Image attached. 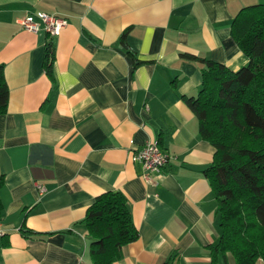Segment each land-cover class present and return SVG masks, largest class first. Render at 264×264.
I'll return each mask as SVG.
<instances>
[{
    "label": "crops",
    "instance_id": "0c3cea01",
    "mask_svg": "<svg viewBox=\"0 0 264 264\" xmlns=\"http://www.w3.org/2000/svg\"><path fill=\"white\" fill-rule=\"evenodd\" d=\"M258 3L264 0H0V65L10 88L0 114V264H94L83 219L108 190L127 196L140 232L114 264H211L208 246L221 227L203 171L216 147L185 100L200 91L204 65L182 54L241 68L248 60L232 21ZM41 10L68 18L58 37L18 22ZM126 29L138 60L121 44ZM50 40L56 83L44 68ZM149 140L171 155L152 182L131 158ZM24 218L37 234L24 235ZM227 261L237 264L232 252Z\"/></svg>",
    "mask_w": 264,
    "mask_h": 264
},
{
    "label": "trees",
    "instance_id": "16d2710c",
    "mask_svg": "<svg viewBox=\"0 0 264 264\" xmlns=\"http://www.w3.org/2000/svg\"><path fill=\"white\" fill-rule=\"evenodd\" d=\"M128 31L122 33L120 41L135 61L136 52L126 42ZM231 33L248 62L235 70L183 53L184 58L204 65L200 91L185 100L199 119L201 136L216 147L213 163L203 171L218 202L216 217L221 227L218 243L208 246L211 264L221 259L228 264V252L237 264H258L260 260L264 263V3L242 8L232 21ZM55 60L56 44L50 40L45 47L44 68L53 83L57 81ZM9 99L10 88L1 64L0 114L7 112ZM4 182L1 176L0 189ZM2 211L0 197V221ZM83 222L92 237L94 264H114L123 257V247L140 236L127 196L120 190L98 195ZM20 230L26 236L37 234L25 218Z\"/></svg>",
    "mask_w": 264,
    "mask_h": 264
},
{
    "label": "built area",
    "instance_id": "2783aa9c",
    "mask_svg": "<svg viewBox=\"0 0 264 264\" xmlns=\"http://www.w3.org/2000/svg\"><path fill=\"white\" fill-rule=\"evenodd\" d=\"M18 22L34 32L40 31L43 27L51 37H58L69 21L63 15L41 10L18 19ZM131 158L134 162L142 163L144 169L142 176L152 182L154 175H161L169 163L171 155L158 141L149 140L144 145L135 147ZM39 188L41 193L46 191V187L43 185H40ZM5 234V229L0 222V237Z\"/></svg>",
    "mask_w": 264,
    "mask_h": 264
},
{
    "label": "rangeland",
    "instance_id": "374dc122",
    "mask_svg": "<svg viewBox=\"0 0 264 264\" xmlns=\"http://www.w3.org/2000/svg\"><path fill=\"white\" fill-rule=\"evenodd\" d=\"M260 262H261V260H260ZM264 264V263H263Z\"/></svg>",
    "mask_w": 264,
    "mask_h": 264
}]
</instances>
